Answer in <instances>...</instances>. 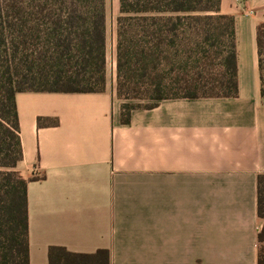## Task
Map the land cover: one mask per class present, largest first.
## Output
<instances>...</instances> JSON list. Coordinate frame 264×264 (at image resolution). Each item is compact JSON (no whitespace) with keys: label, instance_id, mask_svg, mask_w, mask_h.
I'll list each match as a JSON object with an SVG mask.
<instances>
[{"label":"crops","instance_id":"obj_1","mask_svg":"<svg viewBox=\"0 0 264 264\" xmlns=\"http://www.w3.org/2000/svg\"><path fill=\"white\" fill-rule=\"evenodd\" d=\"M235 19L236 97L167 98L121 122L103 92H19L30 264L50 246L110 264H257L264 103L256 28L264 0H221ZM50 118L56 125L39 126Z\"/></svg>","mask_w":264,"mask_h":264},{"label":"trees","instance_id":"obj_2","mask_svg":"<svg viewBox=\"0 0 264 264\" xmlns=\"http://www.w3.org/2000/svg\"><path fill=\"white\" fill-rule=\"evenodd\" d=\"M221 0H119L115 26V93L121 122L139 105L167 98L236 97L235 19ZM264 103V23L256 28ZM106 0H0V264H30L28 199L16 169L23 157L16 94L96 93L106 88ZM39 126L55 119H37ZM264 217V175L257 181ZM257 264H264V228ZM48 264H110L91 253L50 246Z\"/></svg>","mask_w":264,"mask_h":264},{"label":"rangeland","instance_id":"obj_3","mask_svg":"<svg viewBox=\"0 0 264 264\" xmlns=\"http://www.w3.org/2000/svg\"><path fill=\"white\" fill-rule=\"evenodd\" d=\"M119 13V0H106V39H107V48H106V84H112L116 79V69H115V26H116V17ZM117 96V95H116ZM118 98V96H117ZM120 99V98H119ZM123 102H125L123 99ZM136 105H139L136 108H144L145 104H149L148 100H128ZM135 108V109H136Z\"/></svg>","mask_w":264,"mask_h":264},{"label":"built area","instance_id":"obj_4","mask_svg":"<svg viewBox=\"0 0 264 264\" xmlns=\"http://www.w3.org/2000/svg\"><path fill=\"white\" fill-rule=\"evenodd\" d=\"M237 2H239V3H242V2H244L245 0H236Z\"/></svg>","mask_w":264,"mask_h":264}]
</instances>
